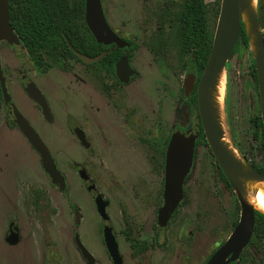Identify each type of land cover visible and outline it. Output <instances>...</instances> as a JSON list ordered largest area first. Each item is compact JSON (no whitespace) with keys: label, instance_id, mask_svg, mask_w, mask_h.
Returning <instances> with one entry per match:
<instances>
[{"label":"rangeland","instance_id":"rangeland-1","mask_svg":"<svg viewBox=\"0 0 264 264\" xmlns=\"http://www.w3.org/2000/svg\"><path fill=\"white\" fill-rule=\"evenodd\" d=\"M204 2L213 36L221 0ZM182 4L183 0H101L110 27L135 45L130 54L138 75L127 86H116L104 72L97 82L94 67L85 69L80 64L70 72L58 68L39 72L19 45L0 42L1 67L12 101L69 183V190L62 192L51 183L0 98V264H85L75 248L73 232L94 256L95 264H110L99 234L101 221L78 168L90 174L109 201L106 211L122 264H206L231 233L240 216L238 199L245 194L223 186L207 145L196 149L183 198L165 228L157 230L163 178L160 149L164 138L173 135L175 107L183 105V79L193 71L183 66L185 56L179 51L177 24ZM254 11L259 31L264 33V0H256ZM224 70L223 134L257 163L261 147L251 119L264 103L260 89L257 92L251 82L247 51L229 58ZM21 75L44 93L51 122L24 93ZM74 125L84 130L91 143L88 150L71 133ZM73 207L81 217L77 227ZM12 220L19 233L16 244L7 240ZM125 233L145 241L147 248L133 255ZM155 234L160 236L159 246L153 247ZM231 264L243 263L238 258Z\"/></svg>","mask_w":264,"mask_h":264},{"label":"water","instance_id":"water-1","mask_svg":"<svg viewBox=\"0 0 264 264\" xmlns=\"http://www.w3.org/2000/svg\"><path fill=\"white\" fill-rule=\"evenodd\" d=\"M239 2L240 0H221L210 52L202 70V74L197 82V108L201 127L216 165L221 169L231 186L241 193L243 191L242 188L238 184L234 183L231 177L238 179L243 177L264 179V173L253 169L245 162L244 163L247 165V168L238 167L229 159L226 152L220 145V140L224 132L222 129L218 128L214 122L210 112L207 92V89L213 84L215 73L221 67H224L238 41L241 28L240 22H243L242 15L239 10ZM84 7L85 23L97 43H101L105 46L113 44L114 47L111 49L124 48L130 45L124 39L118 37L111 29L104 15L100 0H85ZM252 24L256 35L257 50H254L251 47L249 34L246 30L245 24L244 27L249 38L250 49L255 60L258 89H260V99H262L264 103V90H261V87L264 89V40L256 22L255 11L253 13ZM2 41H5L10 45H19V40L9 22L8 0H0V42ZM67 43H69L68 40ZM74 52L83 62L87 64L98 61L106 54V52H103L96 57H89L82 55L75 50ZM115 72L119 81L123 83H127L130 76L137 74V72L130 67L128 57L126 55H122L115 63ZM194 82L195 73L192 71L188 72L183 80V87L186 94L192 89ZM23 89L28 97L40 107L45 120L51 121L52 116L50 108L36 85L32 81H28L24 84ZM0 92L4 102L8 103V106L10 107L14 124L27 139L31 147L38 153L42 167L50 177L52 184L58 186V188L63 191L65 188L64 178L56 168L48 148L36 131H34L28 120L18 111L15 104L11 101V97L5 85V77L3 75L1 62ZM261 118L264 135V106H261ZM74 133L81 145L84 148H88L89 143L87 142L82 130L76 127L74 129ZM195 138L196 130L192 129L189 135L185 136L183 134H175L170 137L168 141L163 166V202L158 208L156 216L157 225L161 228L166 226L171 215L177 209L183 198L184 179L189 173L193 163ZM91 187L92 184H89L87 186L88 190H90ZM238 200L241 209L239 219L225 241L211 254L206 264H229L230 262L237 260L242 250L248 245L255 224L254 211L258 210L255 209L246 198H242L241 196ZM95 205L102 220L108 221L109 216L105 210L107 202L104 201L99 194L95 196ZM79 221L80 215L78 214V211L75 210L74 222L75 224H78ZM7 240L12 244L17 243L18 241V228L16 221H12L10 223ZM74 241L81 256L86 260L87 264H93L94 259L80 242L78 234H75ZM103 241L113 264H122V259L118 251V244L114 234L112 233V227L110 224H106L103 228Z\"/></svg>","mask_w":264,"mask_h":264},{"label":"trees","instance_id":"trees-1","mask_svg":"<svg viewBox=\"0 0 264 264\" xmlns=\"http://www.w3.org/2000/svg\"><path fill=\"white\" fill-rule=\"evenodd\" d=\"M84 3L85 0H73V4L71 0H8L10 24L31 58H35L38 52H45L56 60L60 57V54L69 51L65 42V38H68L76 49L89 56H95L96 52L94 51L97 46H99L100 51H107V54L99 63H102L106 74L114 76V63L121 54V50H110L108 47L98 44L88 29H86L84 39L81 38L79 29L76 32L73 30L74 25H78V22H83ZM73 10L78 12L77 15L73 14ZM177 25L179 51L182 56H185L183 66H191L198 79L206 64L213 37L207 26L204 0H183ZM240 26L238 41L232 50L230 58L237 53L247 51L249 56V75L254 88L258 92L254 56L250 49L249 38L242 21L240 22ZM262 37L264 40V33H262ZM187 100L190 109L191 107H196L195 91L190 94ZM251 121L253 133L259 139L261 147V158L257 163L251 162L241 152L235 142L232 144L245 163L253 169L264 173V135L261 110H258ZM169 138L168 136L165 139L164 145L160 149L162 165ZM204 138V133L199 125V138L196 144H200V141L204 140ZM216 170L223 186L232 191L233 187L217 165ZM254 214L255 224L251 239L239 256L243 264H257L258 262L264 264V214L256 210ZM237 221L238 219L235 221V224ZM159 230L161 229L158 228ZM125 238L130 244L132 254L135 256L147 248L145 241L132 238L128 233H125ZM152 246L154 245L152 244Z\"/></svg>","mask_w":264,"mask_h":264},{"label":"flooded vegetation","instance_id":"flooded-vegetation-1","mask_svg":"<svg viewBox=\"0 0 264 264\" xmlns=\"http://www.w3.org/2000/svg\"><path fill=\"white\" fill-rule=\"evenodd\" d=\"M72 1V4H73V0H71ZM101 1V0H100ZM84 6H85V3H84ZM84 11H85V7H84ZM77 11L76 10H73V14L74 15H77ZM107 20V19H106ZM9 22H10V20H9ZM83 22H84V26H83ZM83 22L81 23V22H78L77 24L78 25H74V27H73V30H74V32H76L78 29H79V33H80V36H81V38L82 39H84L85 38V33H86V29H88L87 28V25H86V23H85V20H84V15H83ZM108 22V21H107ZM109 24V23H108ZM11 25V24H10ZM110 26V25H109ZM13 29V28H12ZM112 29V28H111ZM113 30V29H112ZM14 31V30H13ZM114 31V30H113ZM115 32V31H114ZM15 33V32H14ZM91 34V33H90ZM115 34L118 36V37H120L116 32H115ZM15 35H16V33H15ZM17 36V35H16ZM17 38H18V36H17ZM120 38H122V37H120ZM122 39H124V38H122ZM18 40H19V38H18ZM67 40H68V38H65V42H66V44H67V46H68V49H69V51H65L64 53H62V54H60L59 56V58H57L56 60H54L53 59V57L52 56H50L49 54H47V53H45V52H38L37 54H36V56H35V58L34 57H32L31 58V61H32V64L35 66V68L39 71V72H43V73H45V72H47L48 70H50V69H53V68H58V69H62V70H65V71H67V72H70L71 70L70 69H72L73 68V65H75V64H80V65H82L85 69H87V68H90V67H94L93 68V74L92 75H94V78H95V80L97 81V82H99L100 80H101V77H102V73L104 72L105 73V71H104V68H103V65H102V63H99V61H101L102 60V58L107 54V51H100L99 50V46H97L96 48H95V51L94 52H96V54H95V56L93 55V56H89V55H87L86 53H84V52H82V51H80V50H78V49H76L72 44H71V42L68 40V42L69 43H67ZM126 42H128L130 45L128 46V47H124V48H114V49H111L112 47H114V45L113 44H111V45H107V46H105V47H108L110 50H116V49H120L121 50V54L119 55V57H118V59H117V61L119 60V58L122 56V55H126L127 57H128V63H129V65H130V67L132 68V69H134L136 72H137V74L136 75H133V76H130V78H129V80H128V82L127 83H123V82H120L119 81V79L117 78V75H116V72H115V63L117 62H115L114 63V76L113 75H111V74H108L110 77H112L115 81H116V86H127V85H129V83L131 82V80L134 78V77H136L137 75H138V71L133 67V65H132V63H131V54H130V51L132 50V48H133V43H131L130 41H127L126 39H124ZM85 41V40H84ZM2 42H5V41H2ZM7 43V42H6ZM8 44V43H7ZM98 44H101V43H98ZM10 45V44H9ZM103 45V44H102ZM19 46H20V48L21 49H23L24 51H25V47L23 46V44L20 42V40H19ZM74 50L75 51H77L78 53H80V54H82V55H85V56H89V57H96V56H98V55H100V54H102L103 52H106V54L101 58V59H99L98 61H96V62H94V63H89V64H87V63H85V62H83L78 56H77V54L74 52ZM26 52V51H25ZM72 54V55H71ZM3 71V70H2ZM192 71V70H191ZM191 71H189V72H191ZM192 72H194V71H192ZM188 73V72H187ZM186 73V74H187ZM195 73V72H194ZM3 75H4V73H3ZM186 76V75H185ZM4 77H5V75H4ZM21 78H22V80H25V82H24V84L26 83V82H28V81H31L30 79H27L26 78V75H21ZM200 78V77H199ZM199 78L197 79L196 78V73H195V82H194V84H193V87H192V89L186 94V91L184 90V87L182 86V93H181V98L180 99H182V108H181V105H180V108H178L177 109V105H176V109H175V114H174V132H173V135H175V134H183V135H185V136H187V135H189L190 133H191V131H192V129H195L196 130V138H195V146H194V157H193V161H194V159H195V154H196V149L198 148V146L199 145H207V142H206V139L204 138V140L202 139H200L201 141H200V144H196L197 143V140H198V138H199V125L201 126V122H200V118H199V115H198V108H197V82H198V80H199ZM184 80V79H183ZM35 85H36V83L34 82V81H32ZM5 85H6V77H5ZM24 86V85H23ZM36 87L40 90V92L42 93V95L44 96V98H45V100H46V102H47V104H48V106H49V103H48V101H47V99H46V97H45V95H44V93L41 91V89L36 85ZM7 88V87H6ZM23 88V87H22ZM7 91H8V89H7ZM23 91H24V89H23ZM195 91V94H196V107H191V109L188 107V104H187V102H188V100H187V98L190 96V94L191 93H193ZM9 93V92H8ZM24 93H25V91H24ZM26 94V93H25ZM10 95V94H9ZM27 95V94H26ZM258 95H259V93H258ZM11 97V96H10ZM27 97H28V95H27ZM0 98L3 100V98H2V95H1V92H0ZM29 98V97H28ZM30 99V98H29ZM11 101H12V98H11ZM30 101L32 102V104L36 107V109L41 113V115H42V112H41V109H40V107L34 102V101H32L31 99H30ZM3 102H4V100H3ZM13 102V101H12ZM6 105H7V107H8V111H9V113L12 115V113H11V111H10V107L8 106V103H6V102H4ZM49 108H50V106H49ZM184 109V110H183ZM19 111V110H18ZM196 112L195 113V115H192L193 114V112ZM20 112V111H19ZM21 113V112H20ZM50 113H51V108H50ZM22 114V113H21ZM23 115V114H22ZM24 116V115H23ZM51 116H52V113H51ZM192 116H194V119L195 120H193L192 121V119H191V117ZM13 117V116H12ZM42 117H43V115H42ZM44 118V117H43ZM185 118V120H183ZM45 119V118H44ZM52 121V120H51ZM51 121H47V122H51ZM184 121H185V123H184ZM29 122V121H28ZM12 123H13V125L15 126V127H17L15 124H14V122H13V118H12ZM184 123V124H183ZM31 125V124H30ZM32 126V125H31ZM76 127H78L80 130H82V132H83V134H84V136H85V138H86V140H87V142L89 143V147L88 148H84L82 145H81V143L79 142V140H78V138L76 137V135H75V133H74V129L76 128ZM202 128V127H201ZM17 129H18V127H17ZM34 129V128H33ZM19 130V129H18ZM34 131H36L35 129H34ZM203 131V130H202ZM20 132V131H19ZM21 133V132H20ZM36 133L38 134V132L36 131ZM71 133L75 136V138L77 139V141L79 142V144H80V146L84 149V150H88L90 147H91V143H90V141L87 139V136H86V134H85V132H84V130L80 127V126H78V125H74L72 128H71ZM21 135H22V133H21ZM39 135V134H38ZM172 135V136H173ZM23 136V135H22ZM172 136H169V137H172ZM24 137V136H23ZM39 137H40V135H39ZM205 137V136H204ZM25 138V137H24ZM41 138V137H40ZM167 137H165L164 138V140L162 141V147H163V145H164V141H165V139H166ZM26 139V138H25ZM170 139V138H169ZM26 141H27V139H26ZM43 141V140H42ZM28 142V141H27ZM147 143H149V141L147 142ZM29 144V143H28ZM45 144V143H44ZM168 144V143H167ZM46 145V144H45ZM29 146H30V148L35 152V153H37L32 147H31V145L29 144ZM208 146V145H207ZM47 147V146H46ZM167 147V146H166ZM48 148V147H47ZM49 150V149H48ZM165 151H166V148H165ZM210 151V150H209ZM50 152V151H49ZM51 154V153H50ZM210 154H211V152H210ZM37 155H38V153H37ZM39 156V155H38ZM51 156H52V154H51ZM164 156H165V152H164ZM40 158V157H39ZM52 158H53V156H52ZM53 160H54V158H53ZM40 162H41V160H40ZM54 163H55V165H56V162H55V160H54ZM193 164V163H192ZM42 165V164H41ZM163 166H164V161H163ZM192 167V166H191ZM56 168L58 169V167H57V165H56ZM42 169H43V167H42ZM44 170V169H43ZM59 170V169H58ZM45 172V171H44ZM59 172H60V170H59ZM77 172H78V175H79V177H80V180H81V183L83 184V186L85 187V190H86V192L88 193V194H90L91 195V197H92V201H93V203H94V209L96 210V212H97V209H96V205H95V196L97 195V194H99V195H101V197H102V199L104 200V201H106L107 202V206L105 207V210L107 209V207H108V205H109V201L107 200V199H105L104 197H103V195L98 191V189H97V187H96V183H95V181L93 180V178L90 176V174L89 173H87L83 168H78L77 169ZM61 173V172H60ZM45 174L48 176V174L45 172ZM61 175L63 176V178H64V182H65V188H64V190L63 191H68L69 190V183H68V181H67V178H66V176L63 174V173H61ZM49 177V176H48ZM187 177V176H186ZM186 177H185V179H186ZM163 178H164V173H163ZM163 178H162V181H161V205H162V202H163ZM49 179H50V177H49ZM185 179H184V181H185ZM50 181H51V179H50ZM52 183V182H51ZM222 183V182H221ZM89 184H92V187H91V189L90 190H88V188H87V186L89 185ZM54 185V184H53ZM56 186V185H55ZM57 188H58V186H56ZM59 189V188H58ZM183 189H184V183H183ZM60 190V189H59ZM61 191V190H60ZM62 192V191H61ZM180 204V203H179ZM160 205V206H161ZM159 206V207H160ZM179 206V205H178ZM178 208V207H177ZM72 210H73V216H74V211L75 210H77L78 211V214H79V209L78 208H76V207H73L72 208ZM158 210V209H157ZM176 211V210H175ZM175 211H174V213H175ZM106 213H107V211H106ZM173 213V214H174ZM173 214L171 215V217L173 216ZM80 215V214H79ZM97 215L99 216V214H98V212H97ZM107 215H108V213H107ZM109 216V215H108ZM156 216H157V213H156ZM170 217V218H171ZM99 219H100V221H101V227H100V229H99V231H100V236H101V241H102V244L104 245V247H105V252H106V256H107V258H108V260H109V263L110 264H113V261H112V259H111V257L109 256V254H108V252H107V249H106V246H105V244H104V241H103V228H104V226L106 225V224H110L109 223V220H110V216H109V220L108 221H104V220H102V218L99 216ZM80 220H81V217H80ZM12 221H14V220H12ZM11 221V222H12ZM169 221V220H168ZM10 222V223H11ZM73 223H74V225H75V227H77L79 224H80V221H79V223L78 224H75V222L73 221ZM156 223H157V221H156ZM111 225V227H112V233L114 234V231H113V226H112V224H110ZM158 228H160V229H163V228H165V227H159L158 225H157V230H158ZM9 229H10V224H9V228H8V232H9ZM75 234H78V233H76V232H73V241H74V236H75ZM8 236V235H7ZM114 236H115V239H116V242H117V244H118V241H117V238H116V235L114 234ZM78 237H79V235H78ZM155 240H154V246L153 247H156V246H159V244H158V240H159V238H160V236L159 235H156L155 234ZM79 239H80V237H79ZM18 241H19V233H18ZM17 241V242H18ZM80 242L82 243V241L80 240ZM11 243V242H10ZM16 244V243H15ZM83 244V243H82ZM74 245H75V241H74ZM130 245V244H129ZM84 246V245H83ZM75 248L77 249V251H79L78 250V248L76 247V245H75ZM87 249V248H86ZM88 250V249H87ZM118 251H119V246H118ZM131 251H132V249H131ZM215 251V250H214ZM213 251V252H214ZM88 252L91 254V252L88 250ZM212 252V253H213ZM79 253H80V251H79ZM211 253V254H212ZM119 254H120V252H119ZM92 255V254H91ZM80 256H81V254H80ZM120 256H121V254H120ZM211 256V255H210ZM209 256V257H210ZM240 256V255H239ZM92 257H93V259H94V262H93V264H95L96 263V259L94 258V256L92 255ZM81 258L83 259V261L85 262V264H87V262H86V260L81 256ZM239 258V257H238ZM121 259H122V256H121ZM209 259V258H208ZM207 259V260H208ZM236 261V260H235ZM234 261H232V262H230L229 264H231V263H233ZM122 263H123V259H122ZM207 263V262H206Z\"/></svg>","mask_w":264,"mask_h":264},{"label":"bare ground","instance_id":"bare-ground-1","mask_svg":"<svg viewBox=\"0 0 264 264\" xmlns=\"http://www.w3.org/2000/svg\"><path fill=\"white\" fill-rule=\"evenodd\" d=\"M256 5V0H240L239 10L242 15V20L249 34L250 44L254 50H257L256 35L252 24L253 13ZM208 103L210 104V112L215 124L220 129H224V96H225V70L221 67L214 75L213 84L207 89ZM222 149L226 152L229 159L238 167L247 168V165L242 161L237 151L231 145V142L223 134L220 140ZM232 181L238 184L247 201L254 206L260 213L264 214V179H255L251 177L234 178Z\"/></svg>","mask_w":264,"mask_h":264}]
</instances>
